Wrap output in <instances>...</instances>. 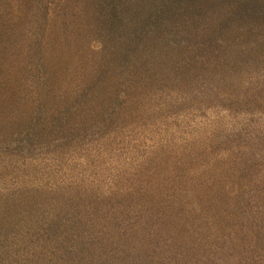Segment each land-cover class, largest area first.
Masks as SVG:
<instances>
[{"label":"rangeland","instance_id":"374dc122","mask_svg":"<svg viewBox=\"0 0 264 264\" xmlns=\"http://www.w3.org/2000/svg\"><path fill=\"white\" fill-rule=\"evenodd\" d=\"M138 1L115 40L90 0H0V264H143L128 227L150 257L264 205V11Z\"/></svg>","mask_w":264,"mask_h":264},{"label":"trees","instance_id":"16d2710c","mask_svg":"<svg viewBox=\"0 0 264 264\" xmlns=\"http://www.w3.org/2000/svg\"><path fill=\"white\" fill-rule=\"evenodd\" d=\"M133 2L139 1L90 0L91 26L94 28L96 25L95 30H98L101 29L103 23V26L111 29L110 32L114 33L115 40L123 38V27L134 26L127 22L125 17L126 4L130 5ZM153 2L157 3L158 0ZM160 4V9L167 10L166 13L170 15L183 10L190 12L193 16L207 8L219 12V7H223L221 12L225 16V21L235 14L243 16L239 21H248L250 13L258 15L259 10L260 12L264 11V0H160ZM153 9H157L154 3ZM259 16L260 14L256 18L257 20ZM32 43L36 47H41L40 42L33 41ZM153 216L150 214L151 219ZM136 221V224L141 226L138 223V218ZM202 228L199 236H194V234L178 236L179 231L172 232L171 236L164 237L162 235L160 241L166 239L167 242L165 244L158 242V246L154 245L156 252H153L150 257L143 249L145 241L142 245L138 243L137 233L133 228L128 227V230L123 232V239L119 241L123 240L125 246L129 248L131 242L136 240L138 256L143 264H264V205L249 206L246 204L240 211L232 210L229 213L212 215L209 222L205 223ZM204 235L210 236L204 237ZM128 250L126 251L128 252ZM95 258L92 259V262H95ZM110 260H112L111 264H117V256L111 257L107 254L101 255L99 263L95 264H107L111 262ZM9 262L11 263V261Z\"/></svg>","mask_w":264,"mask_h":264}]
</instances>
